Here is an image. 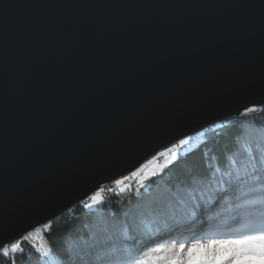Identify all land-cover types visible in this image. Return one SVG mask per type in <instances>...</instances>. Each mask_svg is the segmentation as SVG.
<instances>
[{
  "label": "water",
  "instance_id": "1",
  "mask_svg": "<svg viewBox=\"0 0 264 264\" xmlns=\"http://www.w3.org/2000/svg\"><path fill=\"white\" fill-rule=\"evenodd\" d=\"M263 105L264 0H0V229Z\"/></svg>",
  "mask_w": 264,
  "mask_h": 264
},
{
  "label": "snow or ice",
  "instance_id": "2",
  "mask_svg": "<svg viewBox=\"0 0 264 264\" xmlns=\"http://www.w3.org/2000/svg\"><path fill=\"white\" fill-rule=\"evenodd\" d=\"M256 111L249 107L241 115ZM228 133L231 138L228 152L236 158L230 161L227 172L220 173L219 168L204 169L169 193L148 200H143L137 189L138 200L125 210L123 219L99 218L87 232L74 235L59 252L41 249L44 264H264V123L250 128L233 125ZM192 141L193 136L179 139L172 147L159 152V157L166 158L163 164L154 155L131 176L139 177L141 188H147L144 181L149 178L148 174H162ZM130 178L115 183L121 186ZM104 191L100 188L83 207L97 209L103 205ZM176 202L183 204L192 219L199 216L201 224L217 219L226 211L228 222L234 226L232 234L158 245L148 252L127 243L128 233L138 227L141 217L148 214L165 217ZM15 239L12 230L0 229V256L8 257L10 264L12 254L20 251Z\"/></svg>",
  "mask_w": 264,
  "mask_h": 264
},
{
  "label": "trees",
  "instance_id": "3",
  "mask_svg": "<svg viewBox=\"0 0 264 264\" xmlns=\"http://www.w3.org/2000/svg\"><path fill=\"white\" fill-rule=\"evenodd\" d=\"M252 108H256L257 111L247 116L240 114L205 129L197 146L181 153L175 162L164 169L162 174L148 178L147 188L139 189L143 200L169 193L190 180L195 173L202 172L204 169L211 171L219 168L220 173L227 172L230 161L236 158L228 152L231 147L228 130L233 125L250 128L264 123V105ZM129 177L136 180L134 186L129 183V181L131 182L130 178L125 180L124 185L121 186H117L113 182L102 187L105 189L103 193L104 204L97 209H85L83 204L87 201L78 203L46 224L40 237L46 248L53 252H59L68 245L74 235H82L87 232L89 226L99 218L123 219L125 210L138 200L139 178L131 175ZM123 186L127 187L123 188ZM219 224L226 227L218 228ZM203 225H205V229L199 234L196 232L192 234L185 233L183 230L184 228L194 229ZM227 225H231V223L228 222L226 211L217 219L201 224L199 216L195 220L192 219V216L185 212L183 204L176 202L165 217L151 214L141 217L138 220V227L128 233L127 243L142 252H148L158 245H169L173 242L177 244L185 243L188 237L196 236V234L198 238H214L213 236L229 234L231 232L228 231L227 227L229 226ZM232 227L234 226L232 225ZM14 243L19 245L20 251L12 254L11 264H44V260L41 258V249L39 250L37 245L30 239H22ZM56 259H59V257H56ZM0 264H10L9 258L0 256Z\"/></svg>",
  "mask_w": 264,
  "mask_h": 264
},
{
  "label": "rangeland",
  "instance_id": "4",
  "mask_svg": "<svg viewBox=\"0 0 264 264\" xmlns=\"http://www.w3.org/2000/svg\"><path fill=\"white\" fill-rule=\"evenodd\" d=\"M220 123V122H219ZM217 124V123H216ZM204 131V130H203ZM203 131H201V132H198V133H196V134H193V135H191V136H193V141L191 142V145H189V146H185L183 149H181L180 150V154L181 153H183V152H185L186 150H188L189 148H191V147H194V146H197L198 144H199V142H200V140L202 139V137H203ZM176 143H178V141L176 142ZM176 143H174V144H176ZM173 146V144L171 145V146H169V147H172ZM168 148V147H167ZM166 148H164V149H162L161 151H164ZM161 151H159V152H161ZM159 152L158 153H156L155 154V156H157V158H158V163L159 164H163L164 163V160L166 159V158H163V157H159ZM153 157V156H152ZM152 157H150L148 160H150V159H152ZM148 160L144 163V164H146L147 162H148ZM141 167V166H140ZM139 167V168H140ZM149 175V177H151V174L149 173L148 174ZM130 175H127V176H125V177H129ZM125 177H124V179H125ZM139 178V177H138ZM123 179V178H122ZM122 179H120V180H122ZM138 182H139V184H138V189H140L141 188V179L139 178L138 179ZM144 183H146L147 184V186H148V179H146L145 181H144ZM127 186H123V188H126ZM99 191V190H98ZM97 192V191H96ZM93 194H95V192L93 193ZM92 194V195H93ZM90 198V197H89ZM88 198V200H87V202H90V199ZM222 224V223H221ZM221 224H219V226H217L218 228H225L226 226H223V225H221ZM216 225V224H215ZM214 225V226H215ZM221 225V226H220ZM205 225H203V226H199V227H195L194 229H192V228H184L183 230L185 231V233H197V234H199L200 232H202V230H204L205 229V227H204ZM194 231V232H193ZM197 234H196V236H190V238L188 237V240L185 242V243H190V242H192L193 240H196V239H209V238H203V237H197ZM228 235H230V234H228ZM212 237V236H211ZM213 237H215V238H217L216 236H213ZM196 238V239H195ZM28 239H30V238H28ZM36 240V239H35ZM33 241V240H32Z\"/></svg>",
  "mask_w": 264,
  "mask_h": 264
},
{
  "label": "built area",
  "instance_id": "5",
  "mask_svg": "<svg viewBox=\"0 0 264 264\" xmlns=\"http://www.w3.org/2000/svg\"><path fill=\"white\" fill-rule=\"evenodd\" d=\"M129 183L134 186L136 184V180L131 178V182L129 181ZM42 231H43V227H39V228L27 233L24 236V237L30 238L31 241L33 240L32 242H34L37 245L39 250L46 248V245L43 243L42 239L40 238ZM40 252H41V250H40Z\"/></svg>",
  "mask_w": 264,
  "mask_h": 264
},
{
  "label": "bare ground",
  "instance_id": "6",
  "mask_svg": "<svg viewBox=\"0 0 264 264\" xmlns=\"http://www.w3.org/2000/svg\"><path fill=\"white\" fill-rule=\"evenodd\" d=\"M227 120H228V119H227ZM131 173H132V172H131ZM131 173H129V174H127V175H131ZM127 175H125V176H127ZM125 176L121 177L120 179L124 178ZM120 179H118V180H120ZM227 226H229V227H227L228 231H229V232H232V229H233L232 225H227ZM216 237H217V238H220L219 236H216Z\"/></svg>",
  "mask_w": 264,
  "mask_h": 264
}]
</instances>
